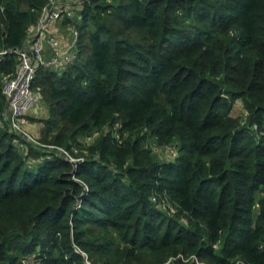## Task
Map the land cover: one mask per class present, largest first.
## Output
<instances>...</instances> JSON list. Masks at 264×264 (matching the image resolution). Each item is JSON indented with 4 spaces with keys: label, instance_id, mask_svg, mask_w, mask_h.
<instances>
[{
    "label": "trees",
    "instance_id": "obj_1",
    "mask_svg": "<svg viewBox=\"0 0 264 264\" xmlns=\"http://www.w3.org/2000/svg\"><path fill=\"white\" fill-rule=\"evenodd\" d=\"M47 2L0 0V264H264V0H81L43 147L3 81Z\"/></svg>",
    "mask_w": 264,
    "mask_h": 264
},
{
    "label": "built area",
    "instance_id": "obj_2",
    "mask_svg": "<svg viewBox=\"0 0 264 264\" xmlns=\"http://www.w3.org/2000/svg\"><path fill=\"white\" fill-rule=\"evenodd\" d=\"M81 0H68L62 3L58 0H48L41 10L37 25L31 29L32 37L28 39V45L23 51L18 52V64L14 75L3 81V94L7 101L5 111L6 119L18 137L25 138L32 144H39L26 130L27 114L32 108H36L40 101V95L32 89V81L39 69H54L56 72L63 71L77 58V46L79 33L75 27L70 28V38L64 50H57V41L54 38H46L48 29L55 23L64 20L73 21L75 11ZM80 20V18L78 19ZM78 22V21H76ZM30 30V31H31ZM53 50L49 59L44 58L46 45ZM16 142V147L23 148ZM66 154L62 149L49 146Z\"/></svg>",
    "mask_w": 264,
    "mask_h": 264
},
{
    "label": "crops",
    "instance_id": "obj_3",
    "mask_svg": "<svg viewBox=\"0 0 264 264\" xmlns=\"http://www.w3.org/2000/svg\"><path fill=\"white\" fill-rule=\"evenodd\" d=\"M58 2L62 3L64 0H58ZM79 16H75L73 18V21H61V22H55L47 31L46 38H54L58 45L57 50H64L66 46L68 45V41L70 38V28L74 27L72 24L74 22L78 21ZM33 32L32 30L29 31L26 44L28 45V39L32 37ZM53 54V50L49 47L47 44L44 49V58L49 59ZM47 117V111L46 109H41V111H38V108H32L28 114H27V123H26V129L29 134L39 136L42 128V119Z\"/></svg>",
    "mask_w": 264,
    "mask_h": 264
},
{
    "label": "rangeland",
    "instance_id": "obj_4",
    "mask_svg": "<svg viewBox=\"0 0 264 264\" xmlns=\"http://www.w3.org/2000/svg\"><path fill=\"white\" fill-rule=\"evenodd\" d=\"M64 1H68V0H64ZM11 74H13V72H12ZM36 108H38V111H41V109H43V110L45 109V106L43 105L41 99H40V101H39V104L36 106ZM242 111H243L242 104H241V102L239 101V102H237L236 105L234 106V108H233L231 114H232L234 117H239V116L242 115ZM26 130H27V129H26ZM29 135H31L32 137H34L35 140H36L38 143L41 142V134H40L39 136L32 135V134H29ZM35 145H39V146H43V147H45V146L42 145V144H35ZM46 147L48 148L49 146H46ZM23 262H24V264H32V263H31V260H30V261H29V260H24Z\"/></svg>",
    "mask_w": 264,
    "mask_h": 264
}]
</instances>
